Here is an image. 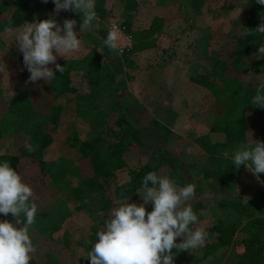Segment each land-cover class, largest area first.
<instances>
[{"label":"trees","instance_id":"obj_1","mask_svg":"<svg viewBox=\"0 0 264 264\" xmlns=\"http://www.w3.org/2000/svg\"><path fill=\"white\" fill-rule=\"evenodd\" d=\"M122 1L124 10L129 13L146 9L150 15L149 28L153 31H161L168 22L184 16L182 0H155L152 3L146 0ZM189 1L198 10L210 2ZM5 2L6 0H0V34L4 33V28L9 24L13 29H19L26 21L33 22V16L27 9L20 6L10 8ZM48 5L55 15L54 3L49 1ZM231 7V3L223 4L224 9ZM97 13L103 16L106 7L99 6ZM57 16L61 26L65 19H75V30L80 29V14L61 10ZM261 23H264V5L256 3V0H243L231 36H226L225 42L214 56L217 66H213L209 58L204 61L190 60V78L201 85L207 94L204 111L211 115L212 106L223 102V111L210 122V130L222 131L226 136L223 141L212 140L204 134L197 137L212 159L211 166L199 170V179L193 176L183 178L182 174L186 170H192L183 159L182 150L175 147L172 129L167 124L154 119L153 132H148V136H145L128 108L123 106L120 100L121 89L125 85L123 60L128 59V56L118 55L104 45L108 29L101 30L100 44L83 54L80 60L81 75L71 66L61 63V66H65V71L62 74L56 72V76L45 83L40 93H15L7 98V110L21 120L27 121L38 113H47L52 124L49 128L30 127L10 134L7 139L2 138L0 133V143L8 142L15 146L12 152L0 151V163L9 162L20 174L22 181L32 188L33 196L30 201L37 205L38 216L50 217L55 211L57 200L62 196L74 202V210L85 207L91 210L96 216L93 242L97 241V233L103 229L112 209L119 206L118 201L129 196L130 203H142L137 192L142 190V181L147 173L167 176L181 187L194 184L195 195L187 204L191 205L198 222L190 225V228L200 227L202 221L208 219L205 211L216 205L223 209L231 207L245 219V223L239 226L232 220L209 217V224L202 227L208 234L204 246L190 251L173 249L176 253L174 264H264V215L260 213L264 211V173L260 174L262 183L254 195L245 199L236 192L243 165L237 170L233 165V156L223 153L234 143L245 148L252 143V139L264 141V108L251 104L260 82L264 81V58L257 55L258 47L264 44V34L245 35ZM124 24L129 27L131 21L125 20ZM15 48L16 56L24 67L23 54L17 46ZM106 95L114 99L111 105L105 106L102 103ZM72 96L86 98L89 104L95 106L93 110L97 116L92 119L87 135H81L78 128L73 127L63 139L75 150V157L58 154L49 158L47 149L55 139L53 132L60 126ZM89 109L92 110V107ZM250 117L256 119L255 124L250 123ZM145 138L150 148L149 158L131 162L130 152L146 144ZM104 144L111 146V150H103ZM27 145H31L35 151L29 152ZM124 166L128 167L130 173L128 185L113 180L114 173ZM220 184L230 191L229 194L215 200H205L204 190ZM43 189L49 190L48 199L41 197ZM146 210L152 211L147 207ZM68 213L65 212L64 216ZM4 220L5 216L0 214V221ZM38 231L29 229L36 248L30 264H57L60 255L68 248L67 237L64 236L60 243L45 241L39 248L37 245L42 243V236ZM35 235L40 238L39 242L33 241ZM181 241L182 238H177L176 242ZM238 243L244 245V250L237 253L234 260H224L230 247Z\"/></svg>","mask_w":264,"mask_h":264},{"label":"rangeland","instance_id":"obj_2","mask_svg":"<svg viewBox=\"0 0 264 264\" xmlns=\"http://www.w3.org/2000/svg\"><path fill=\"white\" fill-rule=\"evenodd\" d=\"M146 1L152 3L155 0ZM242 1L210 0L202 9L198 10L191 6L189 0H182L181 8L184 11V16L168 22L161 31H153L149 28L150 15L146 9L142 8L138 12L129 13L124 10L122 0H95L96 19L90 27L84 28L81 33L80 29L76 30L80 33L78 38L82 41L80 51L65 58L58 56L57 63L71 66L81 75L80 60L83 54L94 45L100 44L101 30L117 27L121 33L119 49L123 47L124 51L118 49L116 52L123 57L128 56V59L123 60L125 85L121 89L120 96L123 106L128 108L134 122L141 126V132H144L145 136H148V132H153L154 119L167 124L172 129V141L175 147L182 150L183 159L192 170V172L186 170L182 174L183 178L187 179L189 176H193L195 179H199V170L211 166L212 159L197 137L204 134L210 136L212 140L223 141L226 136L222 131L210 130V122L216 117L218 118L223 111V102L214 104L212 109L209 106L211 115L206 113V110L204 111L208 100L207 94L201 85L190 78V60L204 61L209 58L213 66H217L214 56L225 42L226 36H231L232 28L235 26L236 18L241 10ZM48 2L6 0L4 4L10 8L24 7L32 14L33 22L37 19H48L51 16L60 23L59 17L52 13ZM224 3H231L232 7L224 9ZM101 5L106 7V13L103 16L97 13V9ZM125 20L131 21L129 27L124 24ZM79 22L82 23L81 17ZM15 46L14 36L0 34V63L4 62L7 68V71L0 72V133L5 139L10 134L24 131L33 126L49 128L52 124L51 117L47 113H38L25 121L7 110V98L12 94L40 93L42 87L46 85L43 79L26 83L30 73L16 56ZM54 66L49 65L51 68ZM113 101L111 96L106 95L102 103L106 106L111 105ZM80 105L81 109H79ZM89 107H92V110ZM94 107L89 104L86 98L72 96L60 126L53 132L55 139L47 149V157L54 158L58 154L75 157V150L63 139L73 127L78 128L83 136L88 134L92 119L97 116ZM249 121L252 125L256 123V119L253 117H250ZM150 140L152 139L150 138ZM147 144L148 140L143 146H138V150L130 152L131 162H138L141 158L146 159L149 156L150 148ZM14 148L15 146L8 142L0 143L1 152H12L15 150ZM111 148L107 144L102 145V149L105 151H109ZM242 148L241 145L234 143L223 153L229 157L234 156L235 153L231 151L236 152ZM113 180L116 183L128 185L130 182L128 167L124 166L118 169L113 175ZM261 183V178L257 179L243 165L236 192L245 199L250 198ZM204 192L205 200H215L228 195L230 191L220 184L212 186L210 190L207 189ZM40 194L44 200L50 196L48 189H43ZM141 202L143 203V201ZM73 204L71 199L62 196L57 200L53 214L47 218L36 214L35 223L29 229L39 230L38 232L41 233L42 243L37 245L39 248L45 241L59 242L64 236L67 237L68 248L60 255L57 264H90V260L86 257L95 243L92 236L96 233V216L87 207L74 210ZM146 207L152 210L153 206L149 203ZM65 212L69 213L64 216ZM260 213L264 215V211ZM205 214L208 219H204L200 227L208 225V220L213 216L232 220L239 226L245 223V219L241 218L231 207L223 209L216 205L206 210ZM5 220L14 222V217L9 214L5 216ZM38 240L40 241V238L35 235L33 241L36 243L39 242ZM243 250V244H234L225 254L224 260H234L237 253Z\"/></svg>","mask_w":264,"mask_h":264},{"label":"clouds","instance_id":"obj_3","mask_svg":"<svg viewBox=\"0 0 264 264\" xmlns=\"http://www.w3.org/2000/svg\"><path fill=\"white\" fill-rule=\"evenodd\" d=\"M52 2L57 15L61 10L80 14V33L96 19L95 0ZM256 3L264 5V0H256ZM76 24L75 19H65L61 26L50 16L31 23L26 21L16 30L11 24L4 28L5 34L14 36V44L23 54L24 67L30 73L26 83L41 79L49 82L56 72L65 71V66L57 63V57L65 58L80 51L82 41L75 30ZM255 33L264 34V23L245 35ZM120 40L119 29L113 26L104 45L116 51ZM257 55L264 58V44L258 47ZM49 65H55V70ZM3 71H7L4 62L0 63V72ZM251 104L264 108V81L260 82ZM26 147L29 152L35 151L31 145ZM232 160L237 170L245 165L259 179L264 173V141L252 139V143L235 152ZM195 189L194 184L178 187L176 181L167 176L147 173L142 190L137 192L143 203H130L129 196L118 201L119 206L112 209L87 253L90 264H174L173 249L190 251L204 246L207 232L202 227L190 228L198 222L191 205L187 204L194 197ZM32 196V188L22 181L10 163H0V214L14 217V222L0 221V264H30L36 252L29 235L37 213V205L30 201ZM149 203L153 206L150 212L145 207ZM177 238L182 241L177 243Z\"/></svg>","mask_w":264,"mask_h":264},{"label":"built area","instance_id":"obj_4","mask_svg":"<svg viewBox=\"0 0 264 264\" xmlns=\"http://www.w3.org/2000/svg\"><path fill=\"white\" fill-rule=\"evenodd\" d=\"M121 49H122V52H123L124 51V48L122 47Z\"/></svg>","mask_w":264,"mask_h":264}]
</instances>
